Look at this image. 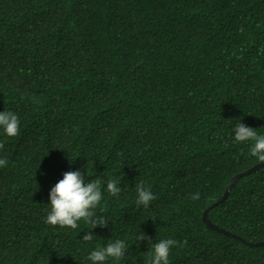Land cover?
<instances>
[{"label": "trees", "instance_id": "obj_1", "mask_svg": "<svg viewBox=\"0 0 264 264\" xmlns=\"http://www.w3.org/2000/svg\"><path fill=\"white\" fill-rule=\"evenodd\" d=\"M2 111L20 131L0 130V264H91L117 239L125 256L104 264H150L169 238L187 241L169 264H264V246L201 218L259 163L233 136L239 122L264 135V0H0ZM76 170L100 182L106 227L45 223L51 187ZM207 216L264 241V166Z\"/></svg>", "mask_w": 264, "mask_h": 264}, {"label": "clouds", "instance_id": "obj_2", "mask_svg": "<svg viewBox=\"0 0 264 264\" xmlns=\"http://www.w3.org/2000/svg\"><path fill=\"white\" fill-rule=\"evenodd\" d=\"M19 118L11 111L0 112V130L7 137H15L19 134ZM234 143L250 144L249 155L256 157L259 162H264V135H259L256 129L238 123L234 128ZM4 144L0 142V149ZM8 161L0 158V167L6 166ZM110 195L117 196L121 188L116 180H109L105 189ZM137 206L147 208L150 203L156 199L149 188L138 184L136 186ZM199 193H193L191 199L198 200ZM102 200L101 184L98 180H90L87 183L79 170L68 171L63 174L56 184L51 187L49 192V212L45 223L50 226H59L61 228L76 229L78 222L83 220L91 225V229L99 226L106 227L107 219L100 217L94 218V209ZM90 229V230H91ZM91 231L85 232L82 239L91 241L93 239ZM145 239L142 234L138 237V242ZM187 241L178 242L175 239H161L153 244L149 253L150 264H169L170 249L174 246H184ZM128 250L124 240L117 239L104 246L97 247L91 251L87 259L91 264H104L109 258L119 261Z\"/></svg>", "mask_w": 264, "mask_h": 264}, {"label": "water", "instance_id": "obj_3", "mask_svg": "<svg viewBox=\"0 0 264 264\" xmlns=\"http://www.w3.org/2000/svg\"><path fill=\"white\" fill-rule=\"evenodd\" d=\"M263 166H264V162H259V163L255 164V165H253L252 167L248 168L247 170H245V171H243L241 173H238V174L234 175L230 179V181L227 184L226 189L224 190V192H223L222 196L220 197V199L217 200L216 202H214L213 204H211L202 213V217L201 218H202V221L205 223V225H206L207 228H209V229H211V230H213L215 232L221 233L223 235L229 236L231 238H236V239L242 241L248 247H262V246H264V241H260V242H256V243L243 241L241 238L235 236L234 234H232V233H230V232H228V231H226V230H224V229L216 226L215 224H213L209 220V218L207 216V212H208L209 209L215 207L219 203H222L226 199V197H227L230 189L234 186V184H235L236 181H238L241 177H244L246 175H249V174L255 172L256 170L262 168Z\"/></svg>", "mask_w": 264, "mask_h": 264}]
</instances>
